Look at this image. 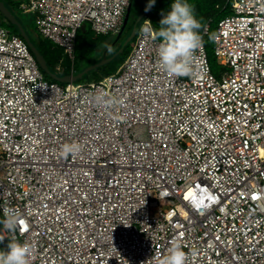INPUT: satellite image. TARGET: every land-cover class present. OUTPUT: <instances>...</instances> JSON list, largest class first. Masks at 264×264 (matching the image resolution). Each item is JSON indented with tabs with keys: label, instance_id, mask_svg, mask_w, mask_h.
<instances>
[{
	"label": "built area",
	"instance_id": "2783aa9c",
	"mask_svg": "<svg viewBox=\"0 0 264 264\" xmlns=\"http://www.w3.org/2000/svg\"><path fill=\"white\" fill-rule=\"evenodd\" d=\"M231 2L214 37L220 76L209 26L194 75L160 71V39L140 31L120 70L88 84L48 80L27 42L0 26V220L7 210L23 221L2 229L29 244V264H160L173 244L186 264H264V0ZM130 5L29 0L20 10L75 74L84 24L118 35ZM97 92L125 104L99 107ZM72 141L80 153L62 157Z\"/></svg>",
	"mask_w": 264,
	"mask_h": 264
},
{
	"label": "clouds",
	"instance_id": "9594fccd",
	"mask_svg": "<svg viewBox=\"0 0 264 264\" xmlns=\"http://www.w3.org/2000/svg\"><path fill=\"white\" fill-rule=\"evenodd\" d=\"M156 0H148L145 11L155 4ZM162 19L159 28L150 27L152 22L141 26L140 31L151 34L155 31L160 39L156 47V64L160 71L170 76L194 75L192 55L201 42L199 33L200 21L196 18L192 6L188 0H173L167 11H162ZM214 36L210 35V39ZM108 51L111 52V47ZM44 72V71H43ZM78 83V82H77ZM63 84V83H62ZM93 103L99 107L123 106L125 99L116 95L106 96L103 92L93 94ZM81 144L75 141L65 142L61 145L59 152L62 157L75 156L81 151ZM21 223L20 217L9 215L5 210V217L0 220V226L11 230L15 225ZM31 248L27 243L9 241L8 251H0V264H29ZM188 253L178 244L169 247L160 264H186Z\"/></svg>",
	"mask_w": 264,
	"mask_h": 264
},
{
	"label": "trees",
	"instance_id": "16d2710c",
	"mask_svg": "<svg viewBox=\"0 0 264 264\" xmlns=\"http://www.w3.org/2000/svg\"><path fill=\"white\" fill-rule=\"evenodd\" d=\"M2 1H4L7 4L9 9L11 11H13L16 14V16L18 17V19L22 22V24L25 27V29L27 30L28 34L31 36V38L33 39V41L36 44V46L38 47V49L40 50V52L44 55L45 59L47 60L49 68L53 72L57 73V67L59 66L60 63H62V71L61 72H63V73H57V74L61 75V76L70 75L71 70H72L71 69L72 66L70 64H66L64 62V60H65L64 55L65 54H64L63 49L55 46L50 40L42 37V35L38 32V30L35 27L33 28L31 25L25 24L23 22V20L21 19V15L23 16V15H27V14H22V12H19L20 13V15H19L15 10V5H14L13 0H2ZM172 2H173V0H157L151 14H149V16L146 17L144 20L149 19L152 22L153 29H158L159 28V25H158L159 21L162 19V15H161L162 11H167ZM147 3H148V0H131L130 8L133 7L134 4H138L137 18L139 17L140 14H142L145 11L144 9H145V6L147 5ZM188 3L192 6L196 18L200 21V23L202 25L201 28L198 30L199 33L201 34L203 32V30L205 29V27L209 26V34L205 36V45H206L209 61H211L210 43H211V41H213V43H214V38L210 39V35L215 37L219 22L222 19H224V18H226L232 14V2H231V0H188ZM137 18H136V20H137ZM124 19H125V17H124ZM136 20H135V22H136ZM135 22L130 27L128 34H125V36H124V31H125V29H124L125 26H124V28L122 27V31L118 35H107V36H104L102 38V40H101V37L95 36L92 28L87 30V31H85L84 28L81 29L78 32L77 42H76L75 74H77L79 72L76 70V62H77V56L76 55L77 54L79 57L80 56H87L89 53H93L95 51H102V56L105 53L108 55L114 54L124 44L126 39L131 34ZM0 26L7 28L9 31H11L12 33H14L18 36H21L17 27L12 25L11 23H9L7 21V19L2 15L1 12H0ZM107 46L111 47V49H112L111 52L108 51ZM130 46H131V43H129L127 45L124 53L119 55L114 60H116L118 58H122L124 61H126L127 56H128L127 54H129L131 51ZM108 65L109 64L102 66V67L98 68L97 70L90 72L89 74L99 73L98 81H100L103 78H105L106 76L111 75V73H109V72H102V73L100 72V71H102V69L106 68V66H108ZM82 70L83 69H81L80 72ZM89 74H87L85 77H87ZM45 75H46V78L48 80L55 81L46 73H45ZM79 83H81V82H79Z\"/></svg>",
	"mask_w": 264,
	"mask_h": 264
},
{
	"label": "water",
	"instance_id": "95a60500",
	"mask_svg": "<svg viewBox=\"0 0 264 264\" xmlns=\"http://www.w3.org/2000/svg\"><path fill=\"white\" fill-rule=\"evenodd\" d=\"M156 2H157V0H156ZM156 2H155V4H156ZM155 4L150 8V10L144 11L142 14L139 15V17L137 18V20H136V22H135V24L133 26L131 34L126 39L124 44L114 54L108 55V54L105 53L99 61L89 65L88 67H86L81 72H79L77 74H70V75H64V76L58 75L57 73L53 72L49 68L47 60L45 59L44 55L40 52L38 47L36 46V44L34 43L33 39L31 38V36L28 34V32L25 29V27L23 26L22 22L18 19L16 14L9 9L7 4L4 1H2V0H0V12L7 19V21L9 23H11L12 25L17 27L21 37L27 42L29 48L31 49L32 53L34 54L39 66L41 67V69L47 75H49L53 80H55V81H57L59 83L66 84V83L78 82L80 80H83L84 77L87 74H89L90 72L95 71L98 68L111 63L119 55L123 54L125 49H126V47H127V45L129 43H131L136 38L141 22L146 17H148L149 14H151ZM129 11H130V7L127 10V14H126L125 18L128 16ZM125 22L126 21L124 19L123 26L126 25ZM0 243H1L3 251H8L9 239L5 235V233H4L3 229H2V226H0Z\"/></svg>",
	"mask_w": 264,
	"mask_h": 264
},
{
	"label": "rangeland",
	"instance_id": "374dc122",
	"mask_svg": "<svg viewBox=\"0 0 264 264\" xmlns=\"http://www.w3.org/2000/svg\"><path fill=\"white\" fill-rule=\"evenodd\" d=\"M13 2H14V5H15L16 12L20 15V13H19V12H21L20 6L22 4H28L29 0H13ZM137 15H138V4H134V6L130 8L128 16L125 18L126 25H124L125 26V28H124L125 29L124 36H125V34H128V32L130 30V27L133 25V23L135 22V20L137 18ZM21 19L23 20V22L25 24H29L33 28L34 27L36 28V24H35L36 16H34L33 14L30 13V14L23 15V16L21 15ZM143 22H141L140 27H141ZM140 27H139V31L138 32H140ZM83 28H84L85 31H87V30L91 29V25L86 23V24H84ZM95 36H97V35L95 34ZM99 37H101V40H102L104 35H100ZM137 38H138V34H137L136 38L131 42V46H130L131 51H130V53L132 52V50H133V48H134V46L136 44ZM130 53L127 54L128 55L127 58L129 57ZM210 53H211L210 64H211L212 70L217 76H220V74L222 73L223 68H222V66H220L219 60H218V58H217V56L215 54V48H214L213 41H211V43H210ZM76 56H77L76 70L80 72L81 69L84 70L89 65H91V64L95 63L96 61L100 60L102 58V51H95L93 53H89L87 56H80L79 57L78 54ZM64 57H65L64 62L66 64H70L71 65V61H70L69 57L66 54L64 55ZM124 62L125 61L122 58H118V59L114 60L111 64L109 63V65L106 66V68L102 69V71H100V72L101 73L102 72H109L111 74H115L118 70H120V68L122 67ZM57 73H63V72H58L57 71ZM98 79H99V73H91L87 77H85L83 80L78 81V83L81 82V84H88V83L97 82Z\"/></svg>",
	"mask_w": 264,
	"mask_h": 264
},
{
	"label": "snow or ice",
	"instance_id": "6c2138e0",
	"mask_svg": "<svg viewBox=\"0 0 264 264\" xmlns=\"http://www.w3.org/2000/svg\"><path fill=\"white\" fill-rule=\"evenodd\" d=\"M253 198H256L255 194H253ZM198 207H199V205H198ZM21 223H23V221H21ZM216 239L219 240V237H216Z\"/></svg>",
	"mask_w": 264,
	"mask_h": 264
}]
</instances>
